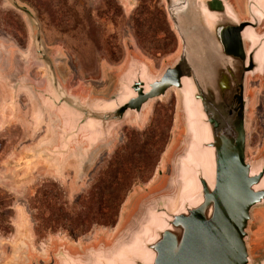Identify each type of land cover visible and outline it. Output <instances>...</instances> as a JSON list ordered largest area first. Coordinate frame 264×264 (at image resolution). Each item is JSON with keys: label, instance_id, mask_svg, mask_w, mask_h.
<instances>
[{"label": "rangeland", "instance_id": "obj_1", "mask_svg": "<svg viewBox=\"0 0 264 264\" xmlns=\"http://www.w3.org/2000/svg\"><path fill=\"white\" fill-rule=\"evenodd\" d=\"M244 1L234 0L241 16ZM178 48L164 0H0V190L12 199L10 228L0 230V264H63V250L86 260L91 250L115 245L143 206L175 193V164L185 136L176 91L150 102L140 123L129 118L115 126L112 140L99 143L87 160L81 158L87 144H75L76 151L65 158L53 153L60 147L62 115L44 96L51 93L48 78L54 74L69 94L108 98L117 92L131 58L157 74ZM247 89L246 154L258 159L264 157V75L249 79ZM150 127L158 133L159 153L150 158L152 170L131 183L115 223H93L81 233L67 225L53 227L47 203L52 200L58 212L66 213L54 220L72 222L128 131ZM36 198L41 209L34 207ZM249 230L252 256L260 259L264 206L254 209Z\"/></svg>", "mask_w": 264, "mask_h": 264}, {"label": "water", "instance_id": "obj_2", "mask_svg": "<svg viewBox=\"0 0 264 264\" xmlns=\"http://www.w3.org/2000/svg\"><path fill=\"white\" fill-rule=\"evenodd\" d=\"M164 2L179 48L159 73L131 58L117 92L96 100L48 78L44 101L62 115L53 151L61 158L87 144V160L112 140L115 126L140 123L150 102L170 91L180 97L185 126L175 193L143 206L111 248L91 250L86 260L59 251L63 264H264L249 245L253 211L264 206V157L246 154L247 84L264 75V0H245V16L234 0Z\"/></svg>", "mask_w": 264, "mask_h": 264}, {"label": "trees", "instance_id": "obj_3", "mask_svg": "<svg viewBox=\"0 0 264 264\" xmlns=\"http://www.w3.org/2000/svg\"><path fill=\"white\" fill-rule=\"evenodd\" d=\"M157 137L158 133L153 127L143 131H128L124 144L116 149L111 159L94 178L81 208L74 212L72 222L54 220L55 215H60L62 219L66 213L58 212L59 208L52 200L47 203V217L53 220L52 226L67 225L81 233L93 223L104 225L115 223L120 204L131 183L152 170L153 163L150 158L159 153ZM37 199H34V207L41 209L36 203ZM11 200L10 195L0 190V230L3 231L10 228Z\"/></svg>", "mask_w": 264, "mask_h": 264}]
</instances>
